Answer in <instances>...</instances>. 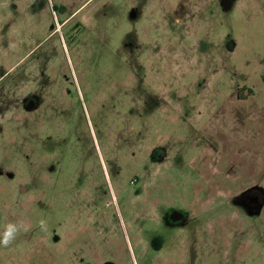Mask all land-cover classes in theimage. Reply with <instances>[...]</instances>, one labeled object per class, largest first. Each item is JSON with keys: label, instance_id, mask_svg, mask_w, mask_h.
<instances>
[{"label": "rangeland", "instance_id": "374dc122", "mask_svg": "<svg viewBox=\"0 0 264 264\" xmlns=\"http://www.w3.org/2000/svg\"><path fill=\"white\" fill-rule=\"evenodd\" d=\"M101 156L117 184L168 175L143 191L195 218L194 260L184 240L167 264H264V0H0V264H84L90 235L104 255L105 196L70 177ZM147 223L120 264H164Z\"/></svg>", "mask_w": 264, "mask_h": 264}, {"label": "flooded vegetation", "instance_id": "af4514ba", "mask_svg": "<svg viewBox=\"0 0 264 264\" xmlns=\"http://www.w3.org/2000/svg\"><path fill=\"white\" fill-rule=\"evenodd\" d=\"M147 83L148 85L147 87L145 86L144 93L147 102H150L152 96L151 82ZM245 88V86L241 87L240 85H238L236 88V96L240 100H245L247 97L243 93ZM150 111V109L147 110L145 112V116H148L150 114ZM95 138L96 141H98V137L96 135ZM96 147L97 150H99V147L97 145ZM97 152L98 151H96L95 154L96 156ZM96 159L98 164L95 165V168L98 170V173L90 175L85 174L84 171L86 172V169L88 168V162L86 160H82V164L80 167L82 170L81 173L75 176L71 175L70 177L80 179V182H82L81 184L83 193L86 194L93 203H96V199H94V195L92 192H101L105 196V214L102 211V216L98 215L96 222H94L91 218L90 210H87L90 218L88 219L89 221L86 222V224L91 223V225H95L96 227H98L100 226L105 215L107 221V224L105 226L112 225L114 231L110 234L108 233V230L106 228L107 233L106 235L102 234L101 238L103 246L107 247V251H109V253L111 254H108L107 251L104 253V255L99 254L98 237H96V241L94 243L92 241V235L88 237V243L90 244V246L86 245L87 238L85 239V245L82 250V253L85 254V257H83L84 264H120L114 257V250L116 249V251H118L120 241L126 242L122 223L127 222L129 227H131V225L137 227L139 221L143 220H148L147 226H151L153 235L150 238V242L153 245H159L157 249L158 251L162 252V258L160 259L161 261H163L162 263L167 264L168 262H171L172 258L170 255H172L173 253L177 255L178 251L181 249V247H183L184 240H186V244L188 243V250L189 248H191V253L193 254L186 255V261L189 258L190 262L194 260L195 257L193 251L195 247L194 244L198 240V227L195 218L194 220H191V218H186L183 216V204L182 206L180 205L182 203V198L180 197V195H177L175 193H166V195L162 196L160 200L159 197L153 198L155 196V192L145 193L143 191V188L147 189V185L150 184L151 187V183H149L151 178L150 176L159 177L161 179H167L169 176L164 173H162L160 176L147 175L142 178H136L135 180L131 179L126 183L117 184V182L115 181L119 179L120 176H112L108 173H105V168L107 169L106 160L102 156L100 161L98 160V158ZM153 163H156L157 165H159V167L164 163V155H162V153H160L158 150H152V152H150L149 154V158L145 162L148 169L153 165ZM142 181H145V185L139 186L138 184ZM166 182L167 181H165L164 184ZM140 188H142V190ZM252 191L253 190L251 189H247L245 191L246 197L244 198V201L246 202V204H248V206H251V208L258 209V203H255L253 194L250 196V193H252ZM111 195H113L112 199H110ZM118 195L121 197V203H123V205L125 206L124 210L121 207ZM146 195L150 196L146 197ZM113 198H115V200ZM115 203L117 204V207L115 206ZM179 205L182 208H180ZM148 211H152V214L148 213ZM159 225H162L163 229L166 231L164 235H158V233H160L158 230ZM163 236H166V238ZM115 241H117L118 244V247L116 248L114 247L113 243Z\"/></svg>", "mask_w": 264, "mask_h": 264}, {"label": "clouds", "instance_id": "9594fccd", "mask_svg": "<svg viewBox=\"0 0 264 264\" xmlns=\"http://www.w3.org/2000/svg\"><path fill=\"white\" fill-rule=\"evenodd\" d=\"M15 228L13 226H9L4 234L3 243L7 244L9 240L12 238Z\"/></svg>", "mask_w": 264, "mask_h": 264}, {"label": "trees", "instance_id": "16d2710c", "mask_svg": "<svg viewBox=\"0 0 264 264\" xmlns=\"http://www.w3.org/2000/svg\"><path fill=\"white\" fill-rule=\"evenodd\" d=\"M58 8V9H57ZM56 11H60V12H62V10L64 9L61 5H58V6H55V8H54Z\"/></svg>", "mask_w": 264, "mask_h": 264}]
</instances>
